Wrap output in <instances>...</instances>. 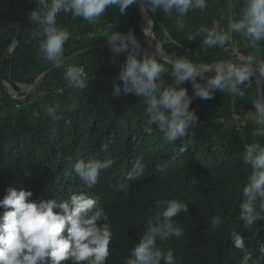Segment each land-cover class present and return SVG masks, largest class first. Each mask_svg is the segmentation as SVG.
<instances>
[{
    "label": "trees",
    "instance_id": "obj_1",
    "mask_svg": "<svg viewBox=\"0 0 264 264\" xmlns=\"http://www.w3.org/2000/svg\"><path fill=\"white\" fill-rule=\"evenodd\" d=\"M41 7L38 0H0V24L24 26L17 44L18 29L0 27V63L13 47L4 70L19 84H30L55 66L40 51L42 29L29 19V13ZM245 7L244 0H207L205 10H189L183 16L175 10L171 14L146 11L156 22L153 41L147 39L151 29L146 32L139 3L124 15L110 7L94 24L59 13L57 23L70 32L62 60L109 43L115 32L131 29L141 46L145 40L153 42L177 59L190 60L198 70L231 56L245 59L252 54L253 66L264 76V41L254 50L240 33L229 32L225 46L208 48L202 43L203 34L197 35L201 26L227 31L230 20L237 21ZM190 35L195 39L190 41ZM155 58L167 69L160 78L162 88L185 87L193 97L190 109L198 117L186 137L175 143L166 140L155 122L149 124L143 97L113 95L114 82L122 83L118 73L125 53L113 56L111 49H98L79 55L54 69L26 100H21L24 95L12 96L0 74V199L10 186L31 190L34 200L59 203L81 193L95 199L103 206L112 231L106 264H125L135 245L157 224L166 203L181 200L188 211L173 219L184 229L183 235L158 241L173 250L177 264H242L243 253L230 239L233 230L240 232L252 253L248 264H264V220L245 227L239 208L246 199L242 188L253 173L242 159L246 146L264 145V135L256 134L253 105L259 98L253 77L239 86L243 96L217 90L211 99H201L193 96L191 81L176 85L173 66ZM70 66H83L85 89L70 87L65 77ZM262 85L264 93V81ZM55 105L59 109L54 120L47 108ZM78 157L115 163L87 189L73 169ZM138 163L144 166L143 175L126 191H117L114 186L124 182ZM214 216L222 220L216 228L211 225Z\"/></svg>",
    "mask_w": 264,
    "mask_h": 264
},
{
    "label": "clouds",
    "instance_id": "obj_2",
    "mask_svg": "<svg viewBox=\"0 0 264 264\" xmlns=\"http://www.w3.org/2000/svg\"><path fill=\"white\" fill-rule=\"evenodd\" d=\"M246 7L237 21H231L227 31L216 27L201 26L197 35L203 34L202 43L208 48L225 46L229 41V32L240 33L248 41V46L256 49L264 41V0H244ZM42 7L29 13L31 22L42 29L43 39L40 51L47 61L59 65L62 61L64 44L69 40L70 32L57 23L59 13H71L94 24L110 7H117L120 15L137 3H143L144 9L155 13L162 10L171 14L175 10L179 15H187L189 10H205L207 0H38ZM191 41L195 36L190 35ZM113 56L126 54V59L118 73L122 83L113 85V95L122 93L143 97L149 114V124L155 122L169 142L175 143L186 137L193 125L198 122L197 114L190 109L193 97L188 95L185 87L162 88L161 75L167 69L147 52H140V42L134 32H115L110 41ZM255 56L249 54L243 62L233 60L215 65L214 75L204 80V72L198 70L186 58L173 63L176 85L191 81L193 96L211 99L215 91L244 95L240 85L249 81L253 75ZM264 71V68H261ZM65 77L70 87L85 89L87 73L83 66H70ZM160 81V83H158ZM255 123L257 135H264V101L256 100ZM59 105L49 106L47 113L57 119ZM185 147L181 146L180 151ZM245 164L251 166L253 173L249 182L242 188L246 199L240 203V219L245 227L264 220V145L251 143L246 146L242 157ZM115 161L107 159L85 160L77 158L73 164L74 172L87 189H92L98 181L102 170L110 168ZM144 173V166L137 164L135 170L128 174L124 182L114 187L117 191H126L130 183L139 180ZM33 192L24 188L8 187L0 199V264H106L110 255L109 245L112 239L108 216L103 206L84 194H74L57 203L43 198L32 199ZM182 211H188V205L181 200H169L161 213L157 224L145 233L132 249L131 256L125 264H177L171 248L165 249L158 241H168L183 235L184 229L178 226L174 217ZM105 221L104 223H99ZM219 216L211 219V225L219 227ZM230 239L235 248L243 253L242 264H248L252 253L245 247L244 237L233 230ZM264 251V249H261Z\"/></svg>",
    "mask_w": 264,
    "mask_h": 264
},
{
    "label": "water",
    "instance_id": "obj_3",
    "mask_svg": "<svg viewBox=\"0 0 264 264\" xmlns=\"http://www.w3.org/2000/svg\"><path fill=\"white\" fill-rule=\"evenodd\" d=\"M139 5H140L142 11L144 12L145 19L146 20H151V22H152V28H151V31H150L149 40L153 41V33H154V27H155V23H156L155 19L150 17L146 13V10H143L144 9L143 3H139ZM0 27H15V28H17L18 29V35H17V37L15 39V44H17L21 40V36L23 34V31H24V26H23L22 23H20V22H18V23H1ZM98 49H111V45H110V43H106V44H102V45H99V46H96V47H92V48L85 49V50H82L80 52H77L74 55L63 59L62 60L63 62L61 64L51 67L48 71H46L43 74H41L34 82H32L30 84H19V83H16L15 81H13L12 80L13 78H11L8 74H6L5 70H4V66H5L6 60H7L8 56L10 55V53L13 50V47H11L6 52V54L3 57L2 62L0 63V74L3 75L4 84L6 86H8L9 88H11L14 93H16L18 95H24V97L21 100H26V99H28L31 95H33L37 91V89L41 86V84L44 81V79L46 78V76L49 75L54 69H57V68L63 66L64 64H66L67 62L71 61L72 59L78 57L79 55L88 53L90 51H95V50H98ZM140 51L147 52V53L153 55L154 57L162 59L163 61L167 62L171 66H173L174 61L177 60V58H175V57L169 55L168 53H166L161 47L155 46V45L152 46L151 44H149V42L147 40H145V44L140 47ZM233 60H238V61H241V62L244 61V59H240L238 57L231 56L230 58H228V59H226L224 61H221V62H230V61H233ZM216 64H218V63L212 64L209 67H215ZM252 67H253V75H252V77H253V79L255 81V84L257 86L258 98H259V100L264 101V93H263V85H262V81H264V76L261 74V72L255 66L252 65ZM204 68H207V67H204ZM204 68L200 69L199 71L204 72ZM214 74L204 72L203 79H201V77H199V76L197 77V79L198 80H200V79L201 80H206L207 78L213 76ZM25 88H26V90H24Z\"/></svg>",
    "mask_w": 264,
    "mask_h": 264
},
{
    "label": "rangeland",
    "instance_id": "obj_4",
    "mask_svg": "<svg viewBox=\"0 0 264 264\" xmlns=\"http://www.w3.org/2000/svg\"><path fill=\"white\" fill-rule=\"evenodd\" d=\"M146 22H147V25H146V32H148V31L152 28V23L150 22V20H146ZM149 34H150V33H149ZM149 34H148V38H147V39H149V36H150ZM24 90H26V88H25ZM11 93H12V96H14V97H17V95H18V94H16V93H14L13 90H12Z\"/></svg>",
    "mask_w": 264,
    "mask_h": 264
},
{
    "label": "bare ground",
    "instance_id": "obj_5",
    "mask_svg": "<svg viewBox=\"0 0 264 264\" xmlns=\"http://www.w3.org/2000/svg\"><path fill=\"white\" fill-rule=\"evenodd\" d=\"M151 45L154 46L153 42ZM213 69L214 67H207V68H204V72L214 74V71H212Z\"/></svg>",
    "mask_w": 264,
    "mask_h": 264
}]
</instances>
